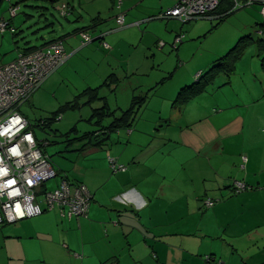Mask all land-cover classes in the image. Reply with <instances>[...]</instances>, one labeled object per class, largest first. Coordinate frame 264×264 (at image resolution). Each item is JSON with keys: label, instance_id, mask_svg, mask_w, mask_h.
<instances>
[{"label": "crops", "instance_id": "1", "mask_svg": "<svg viewBox=\"0 0 264 264\" xmlns=\"http://www.w3.org/2000/svg\"><path fill=\"white\" fill-rule=\"evenodd\" d=\"M45 1L58 13L57 0ZM64 1L71 11L63 17L68 28L59 24L60 35L43 39L38 46L31 42L17 46L8 59L19 51L61 41L69 57L47 81L55 88L64 83L68 98L48 117L57 111L59 115L88 106L93 112L104 106L112 114L102 120L103 125L131 108L133 99L140 101L132 107L128 124L105 142L90 144L78 138L83 132L101 130L94 119L89 120L91 113L85 120L95 126L93 130L79 132L75 125L68 130L73 128L75 136H67L63 152L80 144L74 149L76 170L71 179L61 170L55 172L59 181L82 183L91 193L86 216L67 218L57 209H44L40 215L0 225V264H264L262 64H253L246 77L218 69L209 83L215 88L206 91L207 84L193 95L188 91L181 105L175 102L176 95L192 82L173 90L167 86L160 94L161 106L159 96L147 91L164 88L173 73L149 82L138 76L158 72L164 65L156 62L153 49L159 40L170 42L179 35L182 23L147 19L176 0ZM49 8L41 7L37 23L53 30ZM121 13L124 22L118 28L115 19ZM17 16L15 12L12 25ZM81 32L92 40L81 44ZM170 56L175 64L177 55ZM221 56L209 60L190 79L195 81ZM189 58L185 56L187 63ZM119 88L123 95L115 100V109L126 108L116 115L106 104V93ZM84 91L73 108L59 111ZM96 102L101 105L95 107ZM165 103L171 104L167 111ZM54 136L47 145L55 143ZM107 155L126 169L113 172ZM51 181L55 188L59 181ZM235 182L247 188L234 193ZM204 199L215 202L208 207Z\"/></svg>", "mask_w": 264, "mask_h": 264}, {"label": "rangeland", "instance_id": "2", "mask_svg": "<svg viewBox=\"0 0 264 264\" xmlns=\"http://www.w3.org/2000/svg\"><path fill=\"white\" fill-rule=\"evenodd\" d=\"M24 1L29 3L28 5L24 4ZM64 0H57V3H63ZM12 5L17 8L16 10V21L12 25V19L15 17L10 16L8 8ZM48 5L49 11L53 14L51 19L55 23L56 29L51 30L50 27H43L44 24L37 23L38 14L40 13L41 7ZM33 6L35 8H30ZM69 6V4H68ZM37 7V8H36ZM70 8V6H69ZM71 11H69L70 13ZM161 12V11H160ZM26 15H34L33 19L25 18ZM157 15V14H155ZM0 21H9L11 26L16 29V33L11 34L7 29L3 33H0V63L8 62L9 57L16 53V49L27 46L29 42L34 45H40L43 39H49L55 36L60 35V25L62 28L67 29L68 24L66 20L61 17L54 7L51 6L49 2L45 0H0ZM27 21L24 23V21ZM154 21H166L174 22L180 24L181 22L175 21L174 19H159L155 18ZM216 17L211 18H202L187 23L181 24V29L178 31L179 35H183L181 42L174 46V38L170 42H165V39H161L157 42V52H155L156 62H162L164 65H161L158 72L156 70L151 71L150 75H139L138 78L149 82L153 78H162L165 74L167 76L172 72V76L166 79L164 88L149 89L147 92L152 93L156 96H159L160 105L162 106L163 99L160 94L164 93L166 87L168 90L176 89L182 82H192L190 79L192 74L200 68H206V64L212 58H216L220 55L226 54L241 38V43L239 52L240 55L233 62L232 72L236 73V77H246L248 70L253 64L258 67L260 65V60H264V17L259 12V5L252 4L243 8H237L231 14L223 17L222 22L214 29H211V26L215 24ZM36 22V24H35ZM73 24V23H72ZM77 24V23H75ZM75 24H73L75 26ZM70 26V25H69ZM254 30H259V34L253 33ZM91 34H94L91 32ZM250 34V36H249ZM18 46V47H17ZM163 49V50H162ZM181 49V54L178 50ZM150 55V53H147ZM169 54H176L177 60L175 64L170 62L172 60ZM185 56L190 57L189 62L187 63ZM260 58V60H259ZM236 66V69H235ZM235 69V70H234ZM246 69L244 74L242 70ZM58 69H56L57 71ZM55 71V72H56ZM53 72V73H55ZM170 72V73H169ZM52 73V75H53ZM212 73L211 75H214ZM216 75V74H215ZM213 76V78L215 77ZM206 75H203L199 82L202 84V81ZM208 76V75H207ZM51 77V76H50ZM131 77V76H129ZM213 78L211 80H213ZM195 79V77H193ZM197 79V78H196ZM231 79V78H230ZM47 78L42 81L39 88L35 90L29 99L22 103L19 107L20 112L31 122L36 123L39 120H42L49 116L53 110L61 105L66 98H68V92L66 91V85L60 83L56 88L55 84L49 86V81ZM211 82V81H210ZM191 83V84H192ZM214 84V83H213ZM212 84V85H213ZM208 84L206 91L208 89H213L216 87ZM123 92L119 88L117 92L106 93L107 100L106 104L111 109H115V100L119 101ZM138 103L140 99L135 98ZM123 104V103H122ZM152 101L150 105H153ZM94 105L98 107L101 105V102H96ZM125 106V105H123ZM170 105L165 103L163 105L164 110L167 111ZM94 107V108H95ZM122 109H115V114L118 115ZM152 108V107H150ZM90 107L83 106L77 110H67L60 113L57 117L60 116L58 120H55L49 128H45L44 131H41L39 128L34 127L33 131L38 140L41 141H50L52 136L55 138V143L45 146L46 153L49 156V161L53 166L55 171L61 170L62 176H69V179L72 177V172L76 170L75 164V148L80 144L76 143L68 148V152H63L65 146L67 145L66 138L68 135L75 136L72 132L68 130L72 126H76L79 132L93 130L95 126L89 124L85 119L90 115ZM69 132V133H68ZM117 130H114L111 134L116 133ZM71 138V137H70ZM91 144V143H90ZM61 150V155L57 152ZM54 179V183L59 181V177L56 176L46 183L42 184L38 188V191L41 189L50 190L54 187L51 184V180ZM234 191V187H233ZM42 198V193L38 194L37 199ZM222 200V199H220ZM205 199L203 200V202Z\"/></svg>", "mask_w": 264, "mask_h": 264}, {"label": "built area", "instance_id": "3", "mask_svg": "<svg viewBox=\"0 0 264 264\" xmlns=\"http://www.w3.org/2000/svg\"><path fill=\"white\" fill-rule=\"evenodd\" d=\"M232 8H243L252 4L259 5V12L264 17V0H231ZM220 0H176L175 4L162 10L147 20L174 19L181 23L216 17L211 12ZM67 3H59L57 10L61 17L69 13ZM10 16L15 15L16 7L8 8ZM118 28L123 26V14L116 16ZM117 28V29H118ZM14 32L8 21H0V33L5 30ZM81 44L92 40L81 32ZM183 35L174 38V46L179 44ZM104 48L107 43L101 41ZM69 57L63 50L61 41L55 40L47 45L30 51H19L16 57L6 63H0V225L14 223L40 215L43 210L57 209L60 216H86L92 199L91 193L82 183H73L62 178L55 188H38L57 173L45 152L47 141H38L33 133V126L41 127L43 121L32 124L20 112V105L27 101L43 80L48 78ZM58 116V115H57ZM55 117L58 120L59 117ZM113 172L124 171L125 165L119 164L107 155ZM245 160V158H244ZM247 187L241 182L234 183V193ZM42 193V198L37 199ZM215 201L205 199V206L210 207ZM43 205V208H42ZM211 261L209 255L205 256Z\"/></svg>", "mask_w": 264, "mask_h": 264}, {"label": "trees", "instance_id": "4", "mask_svg": "<svg viewBox=\"0 0 264 264\" xmlns=\"http://www.w3.org/2000/svg\"><path fill=\"white\" fill-rule=\"evenodd\" d=\"M231 8H232V1L231 0H220L218 6L211 12V14L217 13V14H215L217 21L215 22V24H213L211 26V29L216 28L222 22L223 17L231 14L233 11L236 10V9L230 10ZM241 42L242 41L240 38L237 41V43L225 55H222L221 57H219L216 60V62L210 66L209 69H207L201 75L197 76V79L192 84H190L189 86L187 85V86L181 88L176 95V101L175 102H177L179 105H181L183 103V101L186 100V95H187L188 91H190L189 93L191 95H193L198 90L203 89L207 84L210 83L213 76L218 72L217 71L218 69H223L226 73H229L230 71H232L233 62L240 55V52L238 50L240 48L239 43H241ZM261 64L264 67V60H262V61L260 60V65ZM212 73H215V74L211 75ZM203 75H206V76L204 77L202 84H201L199 82V79ZM85 94H86V91L79 93L77 96H75V98L73 99V102L65 103V105H63L59 111L73 108L76 105L78 99L83 97ZM141 100H143V99H141ZM136 101L137 100H135V99L132 100V104H131L132 107H134V105H137L139 103V102L137 103ZM132 107L129 108L128 110L124 111L120 117L112 118V120L109 123L103 124V125L101 124L102 120L106 117H110L112 112L107 110L104 106L100 107L98 109L96 108V109H93V112H91L89 120L94 119L95 120L94 123L96 125H101L99 127V129H101L100 131L104 130L108 133H112V132H114V130H118L119 128L126 126L128 124L129 115H130ZM57 112H54L50 117H46L42 120H39L38 122L43 121V124L41 127L46 128V127L50 126V124L54 121V118L58 115ZM72 131H74L73 128L71 129L70 132H72ZM94 133L95 132H93V131L83 132L80 134V136L78 138H80L82 140L86 139V140H88V142H90V137ZM107 140H108V138H107ZM105 141L106 140H103L101 142H105Z\"/></svg>", "mask_w": 264, "mask_h": 264}, {"label": "water", "instance_id": "5", "mask_svg": "<svg viewBox=\"0 0 264 264\" xmlns=\"http://www.w3.org/2000/svg\"><path fill=\"white\" fill-rule=\"evenodd\" d=\"M110 134L111 133L106 131H97L90 137V143L94 144L103 140H107V138L109 139Z\"/></svg>", "mask_w": 264, "mask_h": 264}, {"label": "bare ground", "instance_id": "6", "mask_svg": "<svg viewBox=\"0 0 264 264\" xmlns=\"http://www.w3.org/2000/svg\"><path fill=\"white\" fill-rule=\"evenodd\" d=\"M12 5V4H11ZM10 22V21H9ZM10 25V24H9Z\"/></svg>", "mask_w": 264, "mask_h": 264}]
</instances>
